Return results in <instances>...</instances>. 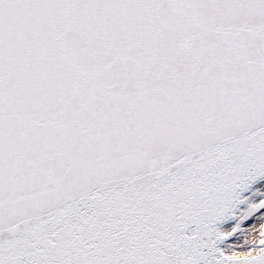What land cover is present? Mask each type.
I'll list each match as a JSON object with an SVG mask.
<instances>
[{
	"label": "snow or ice",
	"instance_id": "snow-or-ice-1",
	"mask_svg": "<svg viewBox=\"0 0 264 264\" xmlns=\"http://www.w3.org/2000/svg\"><path fill=\"white\" fill-rule=\"evenodd\" d=\"M0 264H264V0H0Z\"/></svg>",
	"mask_w": 264,
	"mask_h": 264
},
{
	"label": "bare ground",
	"instance_id": "bare-ground-1",
	"mask_svg": "<svg viewBox=\"0 0 264 264\" xmlns=\"http://www.w3.org/2000/svg\"><path fill=\"white\" fill-rule=\"evenodd\" d=\"M258 218L253 219V223L251 225L246 226L243 229V234L235 239V238H230L229 240V244L230 245H234L235 246V250L237 252H241V251H247L248 248L247 246H245V240L247 239L248 242H252V240H259V215L257 216Z\"/></svg>",
	"mask_w": 264,
	"mask_h": 264
},
{
	"label": "rangeland",
	"instance_id": "rangeland-1",
	"mask_svg": "<svg viewBox=\"0 0 264 264\" xmlns=\"http://www.w3.org/2000/svg\"><path fill=\"white\" fill-rule=\"evenodd\" d=\"M257 216H258V215H257ZM256 218H258V217H255V218H253V219H256ZM253 219H251V220L248 221V222H245V224L242 225V228L244 229L246 226L251 225V224H254V223H253V221H254ZM241 235H242V234H241ZM241 235H240V236H241ZM240 236H239V237H240ZM239 237H238V238H239ZM235 239H237V238H235ZM249 244H251V242H249Z\"/></svg>",
	"mask_w": 264,
	"mask_h": 264
}]
</instances>
